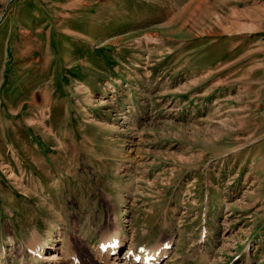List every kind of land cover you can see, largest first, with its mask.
I'll return each mask as SVG.
<instances>
[{"label":"rangeland","instance_id":"rangeland-1","mask_svg":"<svg viewBox=\"0 0 264 264\" xmlns=\"http://www.w3.org/2000/svg\"><path fill=\"white\" fill-rule=\"evenodd\" d=\"M112 235L264 264V0H0V264Z\"/></svg>","mask_w":264,"mask_h":264},{"label":"bare ground","instance_id":"bare-ground-1","mask_svg":"<svg viewBox=\"0 0 264 264\" xmlns=\"http://www.w3.org/2000/svg\"><path fill=\"white\" fill-rule=\"evenodd\" d=\"M47 128H48V129H46L47 131L52 130L51 127H47ZM117 239L120 240V245H121V242H123L125 240L124 238H118V235L117 236H114V235L108 236L104 239V244H103V247L101 248L103 250V256L101 257V259H102V262L104 264H155V262L159 261V259L162 261L163 258L167 255L166 249L161 250V248L164 247L165 243H159L155 247H152L150 251H146L145 254L143 255V257H138V255H134V253L132 254L131 250H128L126 252L127 254H124L123 259L119 260L117 257L122 256V254L119 255V249L116 251L114 248H112V244H114V242ZM169 241L172 242V241H174V239L171 238V239H169ZM169 241H168V243H169ZM49 243L45 244L44 239L42 241H40L36 247L34 246L31 249V251L33 252V255L36 254V256H38V255L40 256L41 252H42V254H44L45 251H46L45 254L47 255V253H49L50 249L53 248V250H55L54 247L49 245ZM164 254H166V255H164ZM168 254H170V253H168ZM160 256H163V257H160ZM55 257L56 256L54 254H52V255L44 256V259L46 262H50V261L52 262L55 259ZM26 259H27V261H29L28 258H26ZM160 262H159V264H160ZM58 263L62 264L60 262H58Z\"/></svg>","mask_w":264,"mask_h":264}]
</instances>
